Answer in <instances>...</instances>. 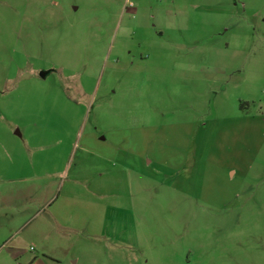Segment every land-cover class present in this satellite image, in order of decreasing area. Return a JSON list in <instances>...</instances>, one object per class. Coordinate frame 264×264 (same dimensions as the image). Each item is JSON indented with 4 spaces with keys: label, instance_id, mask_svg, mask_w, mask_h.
I'll return each mask as SVG.
<instances>
[{
    "label": "rangeland",
    "instance_id": "1",
    "mask_svg": "<svg viewBox=\"0 0 264 264\" xmlns=\"http://www.w3.org/2000/svg\"><path fill=\"white\" fill-rule=\"evenodd\" d=\"M0 264H264V0H0Z\"/></svg>",
    "mask_w": 264,
    "mask_h": 264
},
{
    "label": "crops",
    "instance_id": "2",
    "mask_svg": "<svg viewBox=\"0 0 264 264\" xmlns=\"http://www.w3.org/2000/svg\"><path fill=\"white\" fill-rule=\"evenodd\" d=\"M101 159H103V160H105V159H108V160H110V161H112V159H110V157L109 156H107V157H102ZM116 161V160H115ZM152 162L150 161V164H151ZM171 188L173 189V190H175V192H180V193H182L183 191H182V189L180 190L178 187H172L171 186Z\"/></svg>",
    "mask_w": 264,
    "mask_h": 264
},
{
    "label": "water",
    "instance_id": "3",
    "mask_svg": "<svg viewBox=\"0 0 264 264\" xmlns=\"http://www.w3.org/2000/svg\"><path fill=\"white\" fill-rule=\"evenodd\" d=\"M47 76H48V73H46V72L41 73V77H42L43 79H46Z\"/></svg>",
    "mask_w": 264,
    "mask_h": 264
}]
</instances>
